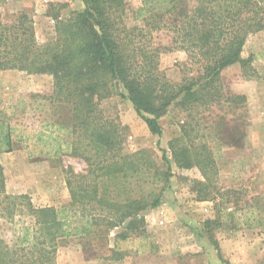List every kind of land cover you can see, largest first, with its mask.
I'll list each match as a JSON object with an SVG mask.
<instances>
[{
    "label": "trees",
    "instance_id": "trees-1",
    "mask_svg": "<svg viewBox=\"0 0 264 264\" xmlns=\"http://www.w3.org/2000/svg\"><path fill=\"white\" fill-rule=\"evenodd\" d=\"M6 3L0 0V72L52 76L53 92L44 98L60 118L47 132L24 138L6 116L0 117V153L29 145L38 148L33 155L38 157L39 146L48 158L69 151L88 170L66 172L67 204L38 207L26 194L9 193L0 162V222L13 227L11 241L0 237V264H58V249L68 240H77L97 257L111 233L121 228L117 253L119 241L146 234L144 215L164 204L171 161L165 150V168L147 149L126 151L127 128L102 108L115 96L127 99L157 137L163 135L160 120L172 106L187 114L181 136L169 149L177 166L200 171L199 200L215 202L217 217L205 227L228 231L264 222L257 216L264 212V193L245 214L231 191L219 184L220 167L209 141L235 145L238 129L231 130L225 116L203 122L213 108L236 112L247 103L246 96L225 91L224 70L241 64L246 79L264 82L242 57L249 38L264 33V0H141L133 17L143 26L132 28L125 21L126 0H82V8L68 16L49 13L56 33L45 44L38 41L32 14L3 20ZM159 31L169 32L175 49L187 55L180 82L170 81L161 70V50L152 39ZM55 127L67 137L48 132ZM239 212L245 219L237 218ZM215 248L221 255L217 242Z\"/></svg>",
    "mask_w": 264,
    "mask_h": 264
},
{
    "label": "rangeland",
    "instance_id": "rangeland-1",
    "mask_svg": "<svg viewBox=\"0 0 264 264\" xmlns=\"http://www.w3.org/2000/svg\"><path fill=\"white\" fill-rule=\"evenodd\" d=\"M40 2L46 6L43 11L64 17L72 10L82 8L81 0ZM140 5L141 0H126L125 21L129 28L143 26L133 17ZM21 12L33 15L40 44L54 39L56 22L39 16V0H7L2 7L3 20L9 23ZM152 37L155 47L161 50V70L170 81H182L186 53L175 49L169 32H155ZM242 57L250 60L252 68L264 78V33L249 38ZM221 77L225 91L246 96L247 103L236 112L213 108L204 113L206 119L203 122L210 124L225 116L231 130L237 128L239 131V142L235 145L214 139H210L209 144L219 163L220 186L231 191L233 202L238 201L246 214L248 207L255 206L258 196L264 193V82L246 79L241 64L224 70ZM51 94L39 93V75L0 72V117L6 116L18 129L16 135L20 132L24 138L47 132L48 125L59 123L60 118L57 108L44 98ZM102 108L107 116L127 128V152L147 149L165 168L162 161V150H165L171 161L172 178L164 194V204L144 215L147 222L144 236H130L128 240L119 241V250L114 253L116 236L123 231L118 228L111 233L109 245L100 249L97 257L94 252L87 254L77 240H68L58 249V264H264V222L256 227L241 226L228 231L224 230L225 226L205 227L208 220L217 217L215 202L199 200L198 183L203 179L200 171L177 166L169 149L170 142L181 136L186 113L172 106L160 120L163 135L157 137L127 99L115 96L104 101ZM48 132L58 138L67 137L58 127ZM41 148L39 146V157L33 156L38 152L34 145L0 153L8 190L11 194L28 195L38 207H60L70 201L66 172L85 174L88 166L83 160L71 156L69 151L58 158H48L44 156L46 150ZM236 207L232 206L233 209ZM245 214L239 212L237 218L245 219ZM257 216L264 220V212ZM0 237L11 241L13 227L0 222ZM216 242L221 255L215 248Z\"/></svg>",
    "mask_w": 264,
    "mask_h": 264
},
{
    "label": "crops",
    "instance_id": "crops-1",
    "mask_svg": "<svg viewBox=\"0 0 264 264\" xmlns=\"http://www.w3.org/2000/svg\"><path fill=\"white\" fill-rule=\"evenodd\" d=\"M59 1H62V0H47V2H59ZM44 7L46 6L43 5V3H41L39 0V16H43L44 18L53 20V18L49 16L46 10L45 11L42 10V8ZM45 78L46 80H44ZM53 89H54L53 77L49 75H39V93H44V91L47 93H51L53 92Z\"/></svg>",
    "mask_w": 264,
    "mask_h": 264
}]
</instances>
